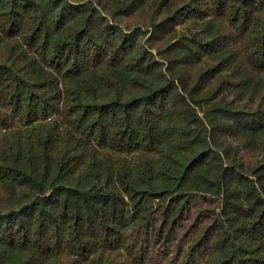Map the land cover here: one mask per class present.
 Returning <instances> with one entry per match:
<instances>
[{
  "label": "trees",
  "instance_id": "obj_1",
  "mask_svg": "<svg viewBox=\"0 0 264 264\" xmlns=\"http://www.w3.org/2000/svg\"><path fill=\"white\" fill-rule=\"evenodd\" d=\"M0 264H264V0H0Z\"/></svg>",
  "mask_w": 264,
  "mask_h": 264
}]
</instances>
